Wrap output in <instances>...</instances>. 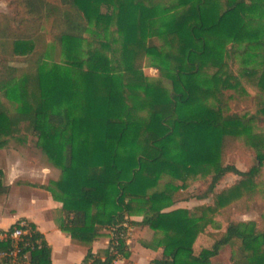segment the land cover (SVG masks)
<instances>
[{"label": "trees", "instance_id": "trees-1", "mask_svg": "<svg viewBox=\"0 0 264 264\" xmlns=\"http://www.w3.org/2000/svg\"><path fill=\"white\" fill-rule=\"evenodd\" d=\"M12 4L13 16L0 13V63L24 57L27 65L18 77L1 70L0 132L13 136L25 130L37 136L61 166L60 194H54L63 202L61 228L90 245L104 229L148 226L159 233L157 244L164 248L162 258L150 264H211L225 246L233 249L232 264H264V218L260 223L230 222L225 231H211L212 247L197 251L194 243L212 219L192 209L165 211L168 204L163 203L185 198L194 179L212 175L206 191L196 195L199 200L216 197V203L204 208L226 213L233 206L248 209L246 200L254 194L264 167V130L248 129L249 122L259 120L258 113L239 115L231 110V103L248 96L242 78L255 71L237 66L228 43L264 46V34L244 32L249 13L257 11V24L264 30V0ZM47 16L66 22L65 31L55 35L56 60L48 67L49 44L41 30ZM89 30L92 35L85 36ZM63 45L66 58L60 62ZM158 52L170 66L171 87L165 85L161 70L155 79L143 71L147 56ZM258 84L264 88V70ZM10 104L16 110L9 113ZM258 111L264 113V106ZM241 136L255 154L246 171L225 163ZM166 168L176 177L162 190H154ZM229 173L240 180L216 193ZM1 176L0 171V198L9 189ZM136 209L142 221L130 219ZM37 237L42 247L36 259L52 264L51 247L39 231ZM116 250L109 247L104 260L89 250L84 264H114L119 256L128 257L127 237H120Z\"/></svg>", "mask_w": 264, "mask_h": 264}, {"label": "rangeland", "instance_id": "rangeland-1", "mask_svg": "<svg viewBox=\"0 0 264 264\" xmlns=\"http://www.w3.org/2000/svg\"><path fill=\"white\" fill-rule=\"evenodd\" d=\"M13 0H0V13L5 12L9 15L16 13V7L12 4ZM103 11H106L103 8ZM261 18L260 12L249 13L246 18V25L244 32L253 33L255 37L264 34V30L257 24V20ZM66 22L63 17H45L43 19L41 30L46 35L49 49L47 50V58L45 66L48 67L53 60H56L53 51L56 44L55 35L62 34L65 31ZM92 31H87L85 36H91ZM161 40L158 39L157 43L160 44ZM85 47V43H82ZM161 45V44H160ZM229 51L234 52V59L237 66H248L255 71L252 77H243V82L248 88V96L245 101L240 103H231V110L233 113L239 115L243 114H256L258 113L259 120L255 122H249V128L251 131L259 129L264 130V113L258 111L260 107L264 106V88L258 84V79L264 70V46L258 45V43L251 44L246 47L244 41L238 43L233 40L228 43ZM245 48V51H241ZM163 51L162 47H160ZM227 53V60L232 61L231 53ZM66 58V45L60 48L59 57L57 61L63 62ZM27 62L24 57H16L8 63H0V73L4 72V69L8 71L9 75L18 77L21 74V70L26 67ZM163 74V80L166 86L171 87L170 80H168V73L170 72V66L168 61L158 53H150L145 61L143 71L149 78L160 77V71ZM6 100V99H5ZM211 99L209 102H213ZM16 105L10 104V111H15ZM243 135V132H240ZM5 140L4 145L0 146V171L2 178L6 184H9V189L0 199V213H7L3 220H0V225L7 226L16 217L21 215L32 216V211L37 215L42 214V206L38 204L32 208L31 212H28V202L32 199L44 200L53 198L60 203L61 200L55 199L54 194H60L58 181L63 176L61 166H58L49 155L48 151L42 146L41 140L37 136L22 130L13 136L0 132V141ZM80 137L77 138V141ZM244 138L238 140L236 147L230 151L225 157L226 164H235L240 170L246 171L249 169L251 163L254 162L255 154L253 150L244 144ZM176 172L171 168H166L163 174L159 178L158 185L154 190H162L165 188L166 183L176 177ZM212 175L206 178L198 177L194 179L187 191L183 193V199L176 200L174 203L169 201H163L165 211H174L180 208L192 209L196 215L206 216L212 219L205 230L200 233L194 243V247L197 251H201L204 248H211L213 239L208 235L209 232L225 231L230 222H248L255 221L260 223L264 218V167L260 175L256 178L255 192L246 200L247 210H239L235 206L231 207L228 213L220 211L212 212L203 206H212L216 203V197L211 195L206 199L199 200L196 195H200L208 188ZM240 180V176L229 173L227 174L220 184L216 188V193H221L228 187L233 186ZM188 193L193 196L188 197ZM187 197V198H186ZM240 200V199H238ZM236 200V201H238ZM235 201V202H236ZM33 206V205H32ZM17 211V212H16ZM16 212V213H14ZM60 212V211H59ZM9 213H14L9 214ZM133 216H138V209L134 210ZM199 216L193 217L194 221L199 219ZM62 217V216H61ZM63 218V217H62ZM61 218V219H62ZM60 219V220H61ZM127 236L129 235V229ZM128 238V237H127ZM233 255V249L231 246H225L221 249L219 255L211 259V264H232L231 257Z\"/></svg>", "mask_w": 264, "mask_h": 264}, {"label": "crops", "instance_id": "crops-1", "mask_svg": "<svg viewBox=\"0 0 264 264\" xmlns=\"http://www.w3.org/2000/svg\"><path fill=\"white\" fill-rule=\"evenodd\" d=\"M28 203V207L24 209L25 211L28 209V212H31L32 208L38 204L42 206L43 203L42 214L39 216L36 212L32 211V216L29 214L28 216H18L7 226L0 225V228H8L19 219H28V221L35 225L36 230L44 235L47 244L51 247L52 264H84V259L89 250L103 260L105 259L106 250L110 246V229L102 230L101 234L92 244L86 245L72 239L70 234L61 228V223L65 217L63 203L54 200L52 197L44 200L32 199ZM14 213L9 214L15 215ZM5 215L8 214L0 213V220H3ZM130 219L142 221L143 216L132 215ZM128 229L129 235H131L127 238L130 255L128 257L119 256L114 260V264H150L151 260L162 258L164 248L157 244V239L159 238L158 232L148 226L135 224H129Z\"/></svg>", "mask_w": 264, "mask_h": 264}, {"label": "built area", "instance_id": "built-area-1", "mask_svg": "<svg viewBox=\"0 0 264 264\" xmlns=\"http://www.w3.org/2000/svg\"><path fill=\"white\" fill-rule=\"evenodd\" d=\"M128 229V225H125ZM113 244L109 247L117 253L116 245L120 237H128L127 231L111 227ZM0 264H43L36 259V253L42 247L37 230L28 219H19L8 228H0Z\"/></svg>", "mask_w": 264, "mask_h": 264}]
</instances>
